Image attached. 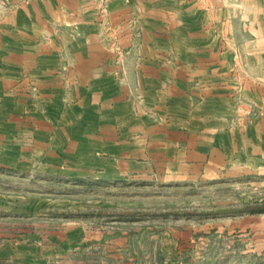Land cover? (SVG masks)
Masks as SVG:
<instances>
[{
  "label": "crops",
  "instance_id": "obj_1",
  "mask_svg": "<svg viewBox=\"0 0 264 264\" xmlns=\"http://www.w3.org/2000/svg\"><path fill=\"white\" fill-rule=\"evenodd\" d=\"M9 1L0 6L1 149L21 134L55 153L92 111L98 127L103 117L142 121L130 140L178 133L207 151L242 143L264 154V0ZM183 124L214 129L194 137L199 129Z\"/></svg>",
  "mask_w": 264,
  "mask_h": 264
},
{
  "label": "rangeland",
  "instance_id": "obj_2",
  "mask_svg": "<svg viewBox=\"0 0 264 264\" xmlns=\"http://www.w3.org/2000/svg\"><path fill=\"white\" fill-rule=\"evenodd\" d=\"M88 114L55 153L21 134L0 148V264H264V154L178 133L130 140L142 121Z\"/></svg>",
  "mask_w": 264,
  "mask_h": 264
}]
</instances>
